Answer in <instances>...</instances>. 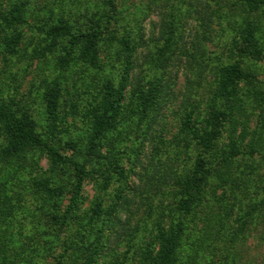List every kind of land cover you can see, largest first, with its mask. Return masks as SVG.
Here are the masks:
<instances>
[{"label":"rangeland","instance_id":"obj_1","mask_svg":"<svg viewBox=\"0 0 264 264\" xmlns=\"http://www.w3.org/2000/svg\"><path fill=\"white\" fill-rule=\"evenodd\" d=\"M12 1L0 106L43 145L10 150L0 122V264H149L175 225L171 264H264V5L0 0V18ZM186 107L216 128L204 159ZM46 146L86 172L75 202L73 164Z\"/></svg>","mask_w":264,"mask_h":264},{"label":"trees","instance_id":"obj_2","mask_svg":"<svg viewBox=\"0 0 264 264\" xmlns=\"http://www.w3.org/2000/svg\"><path fill=\"white\" fill-rule=\"evenodd\" d=\"M226 1V0H225ZM245 3L249 4L250 7L255 8V6H260V5H264V0H242ZM13 4L10 5V10L8 11H4V13L2 14L1 18H0V23L1 25L3 24L4 28H9L10 25L12 24L10 18L12 17L14 11L13 9L17 7L15 1H12ZM16 23H19V19L16 21ZM5 25V26H4ZM11 28V27H10ZM11 30H13L11 28ZM238 77V75L236 76ZM231 82V83H230ZM233 83V79L228 78L227 79V85ZM50 97V95H47V99H45L46 102V112L49 116H51L52 118H55V102L51 101L52 99H48ZM115 105H110L108 106L105 110H103V112L100 115H103L101 117H99V115L97 117H95V131L98 132V134H101L102 132H105L107 130V128H109V121L106 119L108 116H114L115 115ZM185 117L182 120V125L184 126H190V128L193 129H189L185 132V137L194 141H188L189 144H191L194 149H196L197 151V158L200 159V157H202V159H204L206 157V153H209L207 148H211V145H209L207 148L206 146L202 145L201 142H203V140H205V142L208 141V139H205L206 135H210L212 134V132L214 131V129L216 130V128H208L206 130H203L202 133L198 132V129L196 127H193L194 125H192V116L190 114V110L188 107L185 108ZM0 122H2L6 128H7V145L9 146L10 150L12 151H17L20 149V147H25L27 145H33V146H39V145H43L42 141L36 136V134L34 132V130L32 129L31 125L28 124V122L22 118H16V115L14 114H7L6 110L4 109V107L0 106ZM216 127V126H215ZM203 129V128H202ZM216 132V131H215ZM192 134V135H191ZM193 136V137H192ZM194 138V139H193ZM214 138V136H213ZM196 139V140H195ZM201 141V142H199ZM234 148V152H232V154H236L238 153V148L233 146ZM46 150L48 155L51 158V161L53 163H59L60 159L62 160L61 162H66L69 161L73 164L74 168V175L76 177V182H75V193H74V197H73V202L76 201L77 196H78V187L81 183L82 178L86 175V172L84 171V169H82L81 164H78L76 162H73L71 159H66L64 160L63 157H61V155L54 150L51 147L46 146ZM77 164V165H76ZM209 171V169H208ZM204 172H207L204 171ZM206 176V175H205ZM205 176H203V178H205ZM180 180H185V186H193L194 182H186V178H182ZM200 188H196L195 191L199 190ZM180 210V209H179ZM178 225H175V230H173L172 228H170V230H160L158 233L157 238H155L156 242H158V244H160V250L156 253V255H153L151 253V249L148 251L147 256H148V262L149 264H171V258L172 255L175 251V249L177 248L178 245V240L180 237V233L179 230H181V228L177 227ZM176 231V232H175ZM155 241L152 243L154 244ZM150 248V247H149ZM154 250V249H153Z\"/></svg>","mask_w":264,"mask_h":264}]
</instances>
